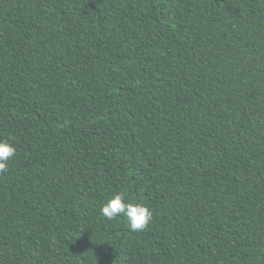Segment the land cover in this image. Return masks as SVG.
Masks as SVG:
<instances>
[{"label": "trees", "instance_id": "16d2710c", "mask_svg": "<svg viewBox=\"0 0 264 264\" xmlns=\"http://www.w3.org/2000/svg\"><path fill=\"white\" fill-rule=\"evenodd\" d=\"M0 140V264H264V0H0Z\"/></svg>", "mask_w": 264, "mask_h": 264}, {"label": "clouds", "instance_id": "9594fccd", "mask_svg": "<svg viewBox=\"0 0 264 264\" xmlns=\"http://www.w3.org/2000/svg\"><path fill=\"white\" fill-rule=\"evenodd\" d=\"M15 155L14 147L0 140V173L8 169V161ZM101 215L112 221L123 217L131 232L143 231L153 219L152 211L142 203L127 201L123 193H117L101 206Z\"/></svg>", "mask_w": 264, "mask_h": 264}]
</instances>
